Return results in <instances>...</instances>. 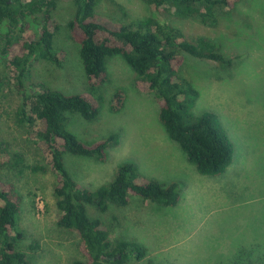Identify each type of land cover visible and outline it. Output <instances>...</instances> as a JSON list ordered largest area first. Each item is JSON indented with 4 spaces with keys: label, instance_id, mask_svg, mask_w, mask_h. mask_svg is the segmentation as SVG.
<instances>
[{
    "label": "rangeland",
    "instance_id": "rangeland-1",
    "mask_svg": "<svg viewBox=\"0 0 264 264\" xmlns=\"http://www.w3.org/2000/svg\"><path fill=\"white\" fill-rule=\"evenodd\" d=\"M95 7L97 14L126 26L154 15L146 0H97ZM75 11L71 0H59L54 46L63 64L35 61L26 83L29 90L45 86L66 95L89 92L80 46L68 28ZM162 21L192 41H213L221 54L233 60L230 67L221 68L185 55L179 72L199 92L191 114L214 113L233 143L232 164L220 176L199 174L163 128L159 100L116 55L106 60L108 82L92 94L98 101L97 117L87 121L79 114H67V130L81 142L93 144L111 136L116 141L108 147L106 161L65 154V167L76 182L93 191L110 185L119 166L127 163L143 177L179 185L175 207L136 196L126 207L109 206L105 213L87 206L88 216L101 221L112 241L126 239L146 248L141 262L129 264H225L242 251L252 258L264 257V0H242L231 10L219 11L214 26L194 18L179 20L173 10L165 11ZM118 91L125 99L114 112L111 107ZM20 104L15 87L4 80L0 177L15 184L22 196L18 227L23 237L17 248L32 264H73L83 259L80 237L57 224V175L50 168L49 154L40 151L29 139L28 128L19 124ZM16 156L22 157L20 165H15ZM34 167L46 171L35 172Z\"/></svg>",
    "mask_w": 264,
    "mask_h": 264
},
{
    "label": "trees",
    "instance_id": "trees-1",
    "mask_svg": "<svg viewBox=\"0 0 264 264\" xmlns=\"http://www.w3.org/2000/svg\"><path fill=\"white\" fill-rule=\"evenodd\" d=\"M71 1L76 11L68 28L71 39L80 46L89 92L66 95L45 86L29 90L26 85L35 61L58 67L63 64L64 58L54 46L59 29L54 11L59 0H0V87L4 80L15 87L21 99L19 124L28 128L29 139L37 148L50 156V168L57 175V224L76 231L80 237L83 259L73 264L141 262L147 255L146 248L126 239L112 241L101 221L88 216L87 206L105 213L109 206L126 207L136 196L149 203L175 207L180 201L179 185L143 177L135 165L127 163L119 166L110 185L94 191L82 186L67 171L64 155L106 161L107 149L116 137L85 144L67 130V114H79L87 121L97 117L98 101L92 94L108 82L106 60L120 55L159 100L163 128L198 173L211 177L224 174L232 164L234 145L214 113L197 117L191 114L199 92L179 72L185 55L209 60L221 68L230 67L233 60L221 54L213 41H192L179 28L162 20L165 11L173 10L179 20L194 18L214 26L219 11L231 10L242 0H146L154 15L128 26L97 14V0ZM124 99L122 91L116 92L112 111L118 112ZM15 159V165L22 163V157ZM33 169L46 171V167ZM21 206L22 196L15 184L0 177V264H32L27 254L17 248L23 237L18 227ZM225 264H264V257L252 258L242 251Z\"/></svg>",
    "mask_w": 264,
    "mask_h": 264
}]
</instances>
